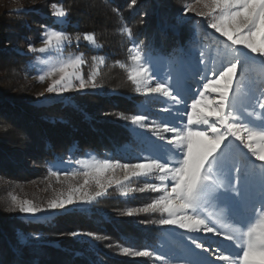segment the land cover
Segmentation results:
<instances>
[{"label": "trees", "instance_id": "obj_1", "mask_svg": "<svg viewBox=\"0 0 264 264\" xmlns=\"http://www.w3.org/2000/svg\"><path fill=\"white\" fill-rule=\"evenodd\" d=\"M190 1L37 0L0 15V264H150L118 253L119 246H151L160 233L153 216L124 214L127 203L140 204L145 194L123 199L110 188L90 210L39 217L20 212L13 197L50 200L38 183L70 155L126 157L122 147L136 145L126 121L142 100L123 67L128 48L138 42L165 55L185 47L190 25L175 32L163 22ZM46 32L69 37L50 51L79 56L83 77L99 91L55 102L27 97V76L41 60V52L27 47ZM76 232L93 237H74Z\"/></svg>", "mask_w": 264, "mask_h": 264}, {"label": "snow or ice", "instance_id": "obj_2", "mask_svg": "<svg viewBox=\"0 0 264 264\" xmlns=\"http://www.w3.org/2000/svg\"><path fill=\"white\" fill-rule=\"evenodd\" d=\"M211 12L217 13V17H214L210 27L231 42V50L235 53L233 59L236 61L221 59L219 66L212 69L216 72L219 68H223L218 76L209 77L207 65L189 49H181V54L178 56H165L155 51L142 55L136 47L130 49L135 53L130 57L135 67L129 70L128 78L135 84L136 92L145 97L162 93L164 97L171 99L175 112L167 109L161 117L165 124L162 131L172 133L173 138L168 144L150 142L149 151L154 156L151 162L125 164L123 167L133 169L131 176H147L158 172L160 181L168 180L172 185L171 191L166 187L148 185L153 191H163L165 194L139 211L167 213L170 218L161 219L159 221L161 225H177L190 232L203 230L206 233L220 235L215 226L209 227V217L205 214L207 209H215L222 221L241 226L233 228L234 235L225 236L226 240L236 242L237 249L243 248L240 264H264V227L258 229L253 225L248 227L246 232L242 231L243 226L250 223L258 211L264 214V168H258L251 159V156H255L257 161L264 162V119H252L248 111L250 107L255 111L254 106L258 104L261 112H264V99L260 98L264 97V91H261L259 96L253 89L241 94L235 82L238 66L245 62L239 58V50L236 46H243L252 54L264 58V0H212ZM57 15L63 16L64 13L58 11ZM200 15L205 13L202 12ZM179 22L182 23V19ZM257 36L260 37L259 46L256 42ZM53 38L57 44L69 39L61 32H54L45 43L48 44ZM84 39L92 41L93 37L86 34ZM225 63L227 67L224 66ZM201 65H204L203 70ZM70 66H73L71 62L60 69L63 74L59 80L53 82L55 87L49 86L48 92H64L73 86L71 80L75 73L65 71V68ZM77 78L80 79L79 88H85L83 78L79 76ZM152 80L162 82L155 83L152 87L149 84ZM221 81H223L222 85ZM201 83L203 90L199 87ZM193 85L196 87L194 88ZM92 87L96 85L93 84ZM209 89L211 91H208ZM197 93H199L198 97ZM205 97L208 99L206 100ZM189 100H191L190 105ZM140 108L143 111L148 110L143 104ZM184 113L187 117L186 124L183 123ZM234 113L237 115L234 116ZM145 120L146 116L143 115L131 117V123L139 124L141 127L144 126ZM205 128L208 130H201ZM257 128L261 130L256 131ZM233 138L244 145L248 153H244L238 146L230 143ZM160 139L163 140L162 135ZM172 145L175 149L171 147ZM173 150L177 159L170 161L166 157ZM181 156L182 159L179 158ZM108 166L105 162L103 168L106 169ZM257 176L260 177L258 193L253 186L254 178ZM128 179L130 176L125 175L124 180ZM116 183L120 184L121 181L117 180ZM97 184H100L99 179ZM100 195L102 193L97 192L95 196L85 194L76 196L75 199L69 195L65 199L51 201L48 208H64L77 202L88 203ZM15 199L13 197L14 204ZM18 207L20 212L27 214L42 211L38 207L31 206L28 201H24ZM128 214H132L131 209ZM72 235L92 236L93 234L72 233ZM95 239L99 240L100 237ZM188 239L190 244L185 245V250L192 257L188 259V264H213L204 255L208 249L204 248L202 243H197L196 238ZM217 247L219 249V245ZM226 250L220 249V251ZM120 251L133 256L151 255L148 250L132 251L129 247H123ZM232 255L231 253L220 255L218 259L232 264Z\"/></svg>", "mask_w": 264, "mask_h": 264}, {"label": "rangeland", "instance_id": "obj_3", "mask_svg": "<svg viewBox=\"0 0 264 264\" xmlns=\"http://www.w3.org/2000/svg\"><path fill=\"white\" fill-rule=\"evenodd\" d=\"M37 0H0V15L7 11L6 9L13 8H24L27 3H34ZM29 4V5H30ZM212 0H191L190 2H185L180 8L179 12L176 14L174 20L164 21L163 26L172 29L177 32L180 27L184 25H190L189 31L190 36L189 40L186 42L185 47L177 48L171 50L167 55L178 56L180 55L181 49L191 50L195 56L200 57L204 64L207 65L209 71L208 76L212 77L213 75L218 76L219 71H222L223 68H219V71L213 72L212 69L219 66L221 59L230 60L236 62L233 59L235 53L231 50V42L227 41L226 37H223L220 33H217L215 29L210 27V24L214 22V17H217V13L211 12ZM187 9V11H185ZM205 13V15H200V13ZM56 13V12H55ZM182 19V23L179 22ZM42 35L37 36L32 40V43L27 47V50L30 51H39L41 52L36 59L35 69L32 73L27 76V80L31 82L29 91L26 92L27 97H32L46 102H55V101H66L71 95L78 91L82 90H92L99 91L98 86L92 87L93 83L88 78L83 77L82 67L80 65V57L73 54H64L57 51H50V48L54 47L56 44L55 38L48 44L45 41L48 40L50 34L48 32L41 33ZM257 45L259 46L260 37H256ZM52 43V44H51ZM136 47L138 51L143 55L146 52H149L148 49L138 42H132L128 48L127 52V62L123 64L127 74L129 70L135 67L134 62L130 59L135 53L131 52L130 49ZM239 50V58L245 62L242 65L238 66L237 76L235 78L236 87L240 90L241 94L243 92L253 89L256 91V94L259 96L261 91H264V58L252 54L248 49L243 46H236ZM43 49V51H41ZM201 53L203 55L201 56ZM49 54V55H47ZM79 58V63L77 59ZM247 58V59H245ZM72 63L73 66L65 68L66 72L75 73L73 75L71 83L72 87L64 92H48L47 89L49 86L55 87L53 84L54 81L59 80L63 74L60 69ZM98 63V62H97ZM193 64H195V59H193ZM99 66V65H97ZM227 67V64L224 65ZM204 65H201L203 70ZM77 76L82 77L86 87L81 89L79 88L80 79ZM199 79V77H197ZM166 79V77H165ZM162 82L161 80H152L149 81L150 86L154 87L155 83ZM205 83L207 81H204ZM134 84V83H133ZM223 84V81L220 82ZM243 86V87H242ZM195 88L196 85H193ZM201 90H203V83L199 85ZM134 89L136 92V86L134 84ZM208 91H211L209 89ZM138 96H141L142 100L139 102V109L136 113L132 114L126 121L128 129L131 131L132 136L136 142L135 146L125 144L122 147V150H125L127 153L126 157L115 158L109 153L103 155H96L92 152H86L82 156L70 155L65 159L61 166L52 171L48 170L45 176L38 183L40 189L47 187V194L50 195V200L41 201L39 204L37 202H29L31 206L38 207L42 211L35 214H27L30 216H49L57 213H62L69 210H90L94 202L104 197L107 191L110 188H116L119 197L126 199L131 198L136 194L143 195L145 194L144 201L140 204H129L127 203L124 207V214L127 216H132L136 213H140L139 209L147 207L148 204H151L154 200H159L160 196H163L165 193L163 191H153L152 188L148 185H156L161 188L166 187L168 191H171V183L168 180L160 181L158 172H153L151 175L147 176H131L132 168L125 169L123 165H135V164H146L150 163L154 158L149 151V145L151 141H158L161 144H168V142L173 138V134L170 132H163L162 129L165 127V124L162 122L161 117L164 115L165 110L171 109L172 112H175V107L173 106L171 99L164 97L161 94H153L151 97H145L141 93H137ZM199 93H197V97ZM264 99V97H260ZM207 100L208 97H205ZM189 105L191 100L188 101ZM145 105L148 109L147 111L141 110L140 106ZM255 111L250 107L248 109L251 113L252 119H264V112H261L259 105H255ZM207 110V109H206ZM133 115H143L146 116L144 121V126L141 127L139 124H132L131 117ZM184 115L183 123H187L186 113ZM234 116L237 114L234 113ZM219 126V125H218ZM135 129V131H133ZM207 131L208 129H201ZM256 131L261 129L257 128ZM160 133V135H157ZM163 136V140L160 139V136ZM245 140L247 138L245 137ZM230 143L234 146H238L244 153H248V149L244 145L240 144L239 141H236L234 138ZM255 146V145H254ZM175 149V146H171ZM249 155H251L249 153ZM168 160L174 161L177 159L175 150L168 153ZM182 159V156L179 157ZM251 159L255 161V164L258 168H264V162L257 161L255 156H251ZM105 162L108 163V167L105 169L103 165ZM161 163L164 161H160ZM178 166V165H175ZM101 169L97 171V169ZM125 175H129L130 179L127 181L124 180ZM99 179L100 184H97ZM259 179L257 176L254 178V189L259 192ZM121 181L120 184H117L116 181ZM235 173H234V180ZM97 192H101L102 195L96 196L94 200L88 203H74L67 205L64 208L49 209L48 204L53 200H62L67 198L69 195H72L75 199L76 196H84L85 194L89 196H95ZM45 194L44 196H47ZM40 197L42 194L39 195ZM17 203L22 204L24 201L22 197L15 199ZM132 210V214L129 215V210ZM153 216V221L155 224H158L156 227L160 229V233L157 236L156 241H153L151 246H119L118 253L127 258H145L150 264H188V259L192 258L185 250V245L190 244L189 237H194L197 239V243H202L204 248H207L208 251L204 253L213 264H228L226 261H221L218 259L220 255H232V264H240V257L243 255V248L237 249L235 243L225 239V236L229 234H235L233 228H239L240 225H230L219 218V213L212 208L206 210V215L209 217V227L215 226L217 231L220 232V235H214L212 233H206L203 230L199 232H190L186 229H181L177 225H161L159 221L161 219H169L170 217L167 213L160 211H149L142 212ZM256 225L259 229L264 227V214L259 211L256 213L255 217L251 220L250 223L243 226L242 231L246 232L248 227ZM80 233V232H76ZM86 236L92 238L93 236L87 235H77L74 237ZM30 239H34L31 237ZM219 245V249L217 247ZM193 248L194 245H191ZM123 247H129L132 251H142L148 250L151 255L149 256H133L128 255L120 251ZM220 249H227L226 251H220ZM199 250H197V253ZM238 252V255L236 253Z\"/></svg>", "mask_w": 264, "mask_h": 264}, {"label": "bare ground", "instance_id": "obj_4", "mask_svg": "<svg viewBox=\"0 0 264 264\" xmlns=\"http://www.w3.org/2000/svg\"><path fill=\"white\" fill-rule=\"evenodd\" d=\"M232 242L236 244V242H235V241H232Z\"/></svg>", "mask_w": 264, "mask_h": 264}]
</instances>
